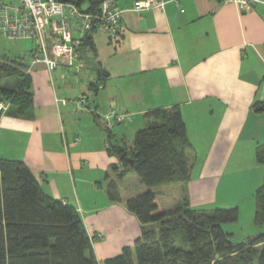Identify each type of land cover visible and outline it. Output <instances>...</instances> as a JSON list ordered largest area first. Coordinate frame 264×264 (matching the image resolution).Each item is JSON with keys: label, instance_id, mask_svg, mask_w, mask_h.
<instances>
[{"label": "crops", "instance_id": "0c3cea01", "mask_svg": "<svg viewBox=\"0 0 264 264\" xmlns=\"http://www.w3.org/2000/svg\"><path fill=\"white\" fill-rule=\"evenodd\" d=\"M257 1L246 12L221 0L170 1L139 12L135 0H115L124 10L120 35L91 34L76 66L49 71L45 63L34 65L33 114L0 117V158L24 161L46 194L79 210L100 264L141 237V223L126 201L147 189L129 174L119 183V201L107 192L118 162L104 124L112 109L126 115L110 131L113 142L131 145L148 111L181 108L193 168L187 184L153 189L166 210L177 207L186 186L195 208L238 206L241 214L247 199L255 216L254 195L244 197L264 181L256 158V147L264 144V0ZM15 41L29 61L35 45ZM83 96L88 101L81 108L75 101ZM249 167L246 183L238 186L247 194L219 202V194L226 195L223 177ZM261 232L264 224H253L243 240Z\"/></svg>", "mask_w": 264, "mask_h": 264}, {"label": "trees", "instance_id": "16d2710c", "mask_svg": "<svg viewBox=\"0 0 264 264\" xmlns=\"http://www.w3.org/2000/svg\"><path fill=\"white\" fill-rule=\"evenodd\" d=\"M97 7V0H60ZM91 41L88 35L84 44ZM0 59V100L10 105L6 113L33 114L32 77L19 59ZM256 111H261L259 107ZM149 125L139 129L131 145L113 142L108 150L118 158L112 165L107 192L120 200L119 183L135 174L147 188L129 198L127 208L141 223L142 235L133 247L109 257L105 264H264V232L234 240L230 226L239 220L238 206L211 210L191 206L188 196L166 210L156 187L191 180L192 144L179 106L150 110ZM121 124V123H117ZM264 165V144L256 147ZM110 176V174H107ZM254 224H264V181L256 189ZM79 210L46 194L24 161L0 158V264H100Z\"/></svg>", "mask_w": 264, "mask_h": 264}, {"label": "built area", "instance_id": "2783aa9c", "mask_svg": "<svg viewBox=\"0 0 264 264\" xmlns=\"http://www.w3.org/2000/svg\"><path fill=\"white\" fill-rule=\"evenodd\" d=\"M100 1L97 7L82 8L75 3L60 0H0V37L9 41L34 40V50L25 59L26 73H32L37 63H45L49 71L60 65L73 67L80 60L81 48L88 35L106 34L116 39L122 30L123 9L116 6L115 0ZM179 5L180 0H135L133 10L145 11L163 8L167 2ZM234 3L241 12L249 11L257 0H221ZM87 97L75 102L79 107L87 104ZM65 104L67 101H63ZM10 105L0 100V117ZM126 115L110 110L104 117L105 127L112 129L123 123ZM102 237L101 234L98 235Z\"/></svg>", "mask_w": 264, "mask_h": 264}, {"label": "rangeland", "instance_id": "374dc122", "mask_svg": "<svg viewBox=\"0 0 264 264\" xmlns=\"http://www.w3.org/2000/svg\"><path fill=\"white\" fill-rule=\"evenodd\" d=\"M88 6H89L88 3H84V5H83L84 8H87ZM21 43L22 42H19V41H15L14 42V41H9V40H4V38H0V59H7V58L3 57L6 54V55L11 57V59L10 58L7 59L8 63H12L11 62L12 59H19V58L21 60L25 61L24 59H26V58L23 57L24 59H22V57H20V54L17 53L18 51H16L17 49L20 50V48L22 47ZM23 44L25 45V47H28L31 44L35 45L36 41L27 40V41L23 42ZM15 53H17V54H15ZM135 124L137 125L139 123H135ZM149 124L150 123L147 120L146 123H141V125L138 128H140V129L145 128ZM112 129H109V130H112ZM197 160L198 161H195L196 164L200 165V163L202 161L200 159H197ZM235 170H237V169H235ZM235 170H232V171H235ZM232 171L230 170V172L227 173L223 177V181L221 182V189H224L228 193V197H227V193L226 192H225V194H226L225 196L226 197L225 196H221V193L219 194V197H221L219 202H222V204H224L223 202H225L227 200V198H228V200L232 199L234 197V193L235 192L238 193L241 196L242 195L244 196L245 194H247V192H245V191L238 192V186H239L240 183H243V184L246 183V181H247V177H246L247 173H250L252 171V168L249 167L247 169H244V172L237 171L234 175H232V173H231ZM195 172H196V169H195ZM180 187L181 186L178 185L177 189H180ZM177 189H176V192H177ZM179 193H180V199H179V203L178 204L183 203V201L186 199L185 197L188 196V191H187L186 186H183ZM253 195L254 194H252L249 197H244V198H250L251 199V197L253 198ZM222 198H225L224 201H222ZM247 203H248V200L244 199L243 200V205H241V208L242 207L243 208L241 210V214L239 216V220L237 222H235L233 224V226H232L233 228H231L232 232L234 233V240L237 241V242L238 241H242L243 237L247 236L246 234H248L247 231L249 229H253L254 217L251 216V214H250V212H249V210L247 208V206H248Z\"/></svg>", "mask_w": 264, "mask_h": 264}]
</instances>
